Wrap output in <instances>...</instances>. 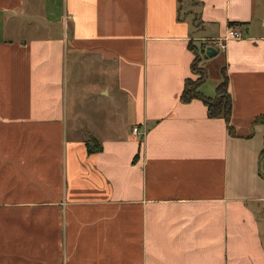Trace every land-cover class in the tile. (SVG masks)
<instances>
[{"label":"crops","instance_id":"1","mask_svg":"<svg viewBox=\"0 0 264 264\" xmlns=\"http://www.w3.org/2000/svg\"><path fill=\"white\" fill-rule=\"evenodd\" d=\"M261 116L264 0H0V264H264Z\"/></svg>","mask_w":264,"mask_h":264},{"label":"trees","instance_id":"2","mask_svg":"<svg viewBox=\"0 0 264 264\" xmlns=\"http://www.w3.org/2000/svg\"><path fill=\"white\" fill-rule=\"evenodd\" d=\"M204 46L205 45H202V49L198 50L196 49L197 46L194 44V42L190 43V47L195 53V58L192 63V71L196 75V77L188 78L186 80L181 99L185 102H189L194 98L201 99L208 108L209 116L224 118L228 124L230 131H233L234 128L231 124L233 102L232 95L229 90V76L226 73L225 69L223 72V80L217 86L216 94L214 96H207L200 89L201 85L207 77L206 70L202 66H199V63L202 59L201 52L203 53L206 51V46ZM257 120H260L264 123V116L259 117ZM95 141L96 140L92 138L87 141L90 152L94 150L91 145ZM261 155L264 156V149L262 150Z\"/></svg>","mask_w":264,"mask_h":264},{"label":"rangeland","instance_id":"3","mask_svg":"<svg viewBox=\"0 0 264 264\" xmlns=\"http://www.w3.org/2000/svg\"><path fill=\"white\" fill-rule=\"evenodd\" d=\"M204 43V42H203ZM201 43V44H198L197 42L195 43L194 42V44L197 46L196 47V49H198V50H201L202 49V45H205V46H207V44H210V42H206V43ZM204 46V47H205ZM206 49V48H205ZM205 51V50H204ZM204 53L205 52H201V58L203 59V56H204ZM205 55H207V53H205ZM223 58V57H222ZM202 59H201V61H200V63H199V66H202ZM220 65H222V62H217V63H210L209 64V69L211 70V75H215L217 72H218V68H219V66ZM204 68V67H203ZM222 73L224 72V66L222 65ZM205 69V68H204ZM206 70V69H205ZM210 79H208V81H207V83H208V85H211V84H213L214 82V77L213 76H211V77H209ZM222 80H223V77H222Z\"/></svg>","mask_w":264,"mask_h":264},{"label":"built area","instance_id":"4","mask_svg":"<svg viewBox=\"0 0 264 264\" xmlns=\"http://www.w3.org/2000/svg\"><path fill=\"white\" fill-rule=\"evenodd\" d=\"M230 36L234 37V38H240V37H242V33L238 29L232 28V30H230ZM227 39L228 38H226V39H215L213 41V44H216L218 47L225 48L227 46ZM134 131L137 132L138 127H134Z\"/></svg>","mask_w":264,"mask_h":264},{"label":"water","instance_id":"5","mask_svg":"<svg viewBox=\"0 0 264 264\" xmlns=\"http://www.w3.org/2000/svg\"><path fill=\"white\" fill-rule=\"evenodd\" d=\"M216 51H217V49L215 47L210 46L208 53H209V55H214L216 53Z\"/></svg>","mask_w":264,"mask_h":264}]
</instances>
